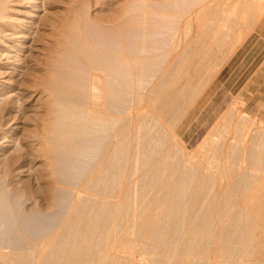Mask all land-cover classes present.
Returning a JSON list of instances; mask_svg holds the SVG:
<instances>
[{"label": "rangeland", "instance_id": "obj_1", "mask_svg": "<svg viewBox=\"0 0 264 264\" xmlns=\"http://www.w3.org/2000/svg\"><path fill=\"white\" fill-rule=\"evenodd\" d=\"M4 1L6 2V0ZM7 2L5 3L7 4V6L5 5L6 8L8 7L6 14L9 17H26L28 19L29 13L33 10V4H31L33 2L29 0H7ZM185 2L187 5L184 0H47L46 9L43 13L41 12L42 18L38 28L39 40L36 46H33V51H31L25 65L26 68L22 70V74L12 76L8 81V85L20 87L22 100L10 102L11 104L9 102L2 103L0 106V195L3 194L5 201L15 213V217L18 210L20 218L21 216L36 217L43 228L50 229H47L48 233L44 232L45 235L41 233V237L44 238L46 235L51 237L63 230V224L66 225V222L69 221L67 218H78L84 209L68 211L67 201L58 200V196L56 197L51 192L52 188L58 190L62 187V185L56 184L54 179H58L60 176L54 170L56 165L54 157L62 151L63 146L59 140H55L57 138L51 132V125L55 117L51 111L54 102L47 91L43 88L37 90L34 85L38 78H50L49 65L57 58L58 52L65 49L66 37L74 32H82V20L88 16L87 18H90L89 20L93 24L96 23L95 25L100 26L99 24H101V27L104 25L103 27L106 28H114L116 32L112 33H116L118 36L122 35L125 40H128L129 36L126 30L133 29L136 31L135 38L138 39L137 41L147 42V45L158 49V55H156V50L151 52L153 57L159 56L158 60L156 57L154 58L156 61L153 60V66L158 64L159 69L157 67L151 68H154L149 73L151 79L147 77L149 80H145L149 81L148 83L145 81L144 84L136 86L134 98L129 100L126 106L133 108L134 121L138 117H140L139 119L146 117L147 123L152 124L154 117L159 116L163 125L166 126V129H162L161 123L156 127L157 130L153 127L151 133H148L149 137L155 139L156 150H154L151 160L156 162L157 168H154L151 173H155L157 176L155 181L159 185L153 180L154 178L150 173L145 181L136 186L134 182L141 178L140 174L139 176L136 175L135 179L131 178L132 163L124 164L121 189L122 195L127 198V203L132 202L133 187L136 186L135 189L139 188L138 190H140L145 182L150 184L153 181V191L151 190L152 193L144 204L142 211L144 217L141 218L144 219L147 215L151 217L161 214L164 220L176 225V222L183 220V213H178L177 217L166 216V208H163V205H167L163 203V198L175 194L174 189L176 191L180 188L179 185L171 186L170 181L193 183L186 195L176 194V197L185 199L191 198L192 190L200 187L203 182L206 192L201 196L208 198V201L212 202L215 207L208 218L212 224H210V229H207L209 231L202 233L200 226L196 225L200 218L190 217L188 213L189 215L187 214L183 220L182 229L180 228V236L182 237L176 238L179 245L178 253L182 251L181 246L184 244H188V246L190 244L194 249L203 245L215 246L216 249L235 245L239 248L234 253L237 255L245 254L244 261L246 263L264 264V201L260 210L251 209L250 211L240 208L244 204V199L260 196V194L255 193L260 188V185L256 184L260 181L256 178V174L264 173V13L261 15L262 18L258 17V14L264 10V0H185ZM169 15L172 20L168 18ZM155 17H158V21ZM163 17L165 22L162 21ZM254 17H258V19L256 18L257 21ZM168 20L171 22L175 20L173 21L175 24ZM147 28L150 30L148 31ZM162 28L165 30L160 34ZM165 31L170 33L166 32L167 35ZM150 32L156 35L148 37ZM240 32H244L243 41L237 45L238 47L236 46L235 51L226 61L214 65L219 55L228 51L229 47L235 43L236 36ZM153 36L157 38L155 41ZM146 39L149 40L145 41ZM159 40L165 42L167 46L169 45V48ZM156 43L160 45L157 46ZM2 63H0V71L4 70L1 69V66L4 67ZM4 76L0 75V84L4 81ZM207 80H210V83L191 105L190 103L193 101L190 99L192 91L195 88L196 90L200 89V86H204ZM19 83L20 85L23 84V87ZM202 83L204 84L202 85ZM175 100L180 103V106H186L185 112H187L184 113L183 117L181 115L176 121H173L174 105L172 103ZM165 103L170 106L167 113L162 111ZM6 114L8 116L11 114L12 117H8ZM126 117L127 115L122 117L123 123H128L124 135L130 136L127 143H131L132 135L137 133L138 122L132 123L131 119L127 118V120ZM145 133L147 132L144 131L143 134L141 132V137ZM243 144L248 145L247 148L249 147L256 153L258 156L256 161L252 162L253 160L248 159L247 162L244 161L247 155L242 150ZM131 151L132 149L128 148V154L125 151L123 159L128 160V157L132 156ZM167 156V162L162 163L163 158ZM78 159L81 164H77L82 165L84 157ZM259 159L261 161L258 162ZM151 160L148 163L144 162L145 160L141 162L140 167L145 166L142 172H149L153 163ZM86 162H84L85 166H80L83 170L85 169L86 174L77 173L81 174L78 176L81 177L80 181L87 175V172L89 173L93 169V165L96 163L95 161L89 162L88 166L93 164L90 166L91 169L87 167L88 162ZM245 164H247L246 170L249 174L244 181H247L248 185L247 187L240 186L234 190L230 185L239 179L238 174L246 168ZM86 168L90 170L88 171ZM187 172L191 174L193 172L195 175H185ZM75 177L78 179L76 175ZM196 183L198 185H195ZM60 190L61 188L58 191ZM167 190H170L169 193ZM110 200L114 201L112 198L106 199L108 202H111ZM62 202L63 204H61ZM253 202H248V205L251 206ZM147 205L148 208H146ZM158 207L159 209H157ZM120 213L122 215L119 214L116 217L119 226L113 227L111 225L108 228L110 231L116 229L121 232L120 238L122 240L118 242L119 247L126 248L125 250L134 249L137 259L149 258L152 261L151 264H169L171 261L173 263V260L176 261L174 264L178 263V258L181 255L173 256V251L170 252L169 249L164 248L165 245L162 243L163 239L165 241L172 237V230L167 232L160 228L149 229L138 220L140 223L134 226V231L130 214L125 209ZM239 213H243L245 216L240 218L238 226L232 228L229 224L231 219L229 214ZM127 217L129 218L127 219ZM51 218H53V223ZM116 218L111 217L110 223L112 224ZM177 219L178 221H176ZM70 220L72 219L70 218ZM49 222L51 223L49 224ZM227 225L231 227L230 229L228 226V229L233 230L241 241L232 242L228 240L227 233H222L223 228ZM54 226L56 228L53 229ZM3 228V225H0V236L4 232L1 231L4 230ZM182 231L186 233L184 237ZM152 233L157 235L158 242L156 239L154 241L142 239V237ZM26 237H28V239L26 238L27 242H31V244L36 242L37 245L46 240L44 238L42 241L43 238L40 236L38 241L37 237L30 235ZM0 238V250L3 252L0 251V254H10L13 249L7 243L8 238ZM181 240L183 241L181 242ZM224 252L227 250L223 249L222 253ZM125 259L126 257H123L119 264H129L125 263ZM240 260V258L235 257L229 261L236 264ZM0 264L9 263L0 257Z\"/></svg>", "mask_w": 264, "mask_h": 264}, {"label": "bare ground", "instance_id": "obj_2", "mask_svg": "<svg viewBox=\"0 0 264 264\" xmlns=\"http://www.w3.org/2000/svg\"><path fill=\"white\" fill-rule=\"evenodd\" d=\"M29 1L33 2L31 3L33 4L32 7L33 10L31 11V13H29L30 16L28 17V19H26V17L25 18L24 17L13 18L11 16L9 17V15L6 14V10L8 8V7L6 8L8 4L7 0H6L7 4H5L6 2L4 0H0V63L3 62L2 65L4 66V67L1 66V69L4 70L0 71V75L3 76L5 75L4 78L6 79V80L4 79L2 84H0V106L2 103H8V102L14 103V101L22 100V98L20 97L22 95V92L19 91L20 87L17 88L15 87V85L10 86V84L8 85L9 83L8 81L10 78H12V76H17L18 74H22V70L26 68L25 65L27 63L28 58L31 55L30 53L31 51H33V46H36L39 40L38 28L42 18L41 12L43 13L44 10L46 9L47 0H29ZM184 3H186L185 0ZM10 11L12 10L10 9ZM263 13L264 10H262L258 14V17L262 18L261 15ZM239 15H241L240 12ZM87 17H85L84 20H82L83 21L82 32L79 31L77 33L74 32L69 34L66 37L65 49L58 52L59 54L57 58L52 61L51 65H49V70L51 72L50 78L47 79L38 78L34 85L37 90L43 88V90L47 91L49 93V96L52 98L54 102V105L51 107V111L55 116L53 119V123L51 125L52 128L51 132L52 135L56 136L57 139L55 140L57 141L59 140L61 142V145L63 146L62 151L56 157H54V161L56 164L54 170L57 173V175L60 176L58 177V179L53 177L56 181V184L58 183L62 185V187H60L61 188L60 191H58L60 188L58 190L52 188L51 192L53 195H56V197L58 196L59 198L58 200L61 201L63 200V202L67 201L68 211L76 210V209L77 210L84 209V211L82 210L83 212L81 215H79L78 218L75 219L73 217L67 218V220L69 219V221L66 222V225L63 224L64 225L63 230L58 231L51 237L49 234H48L49 237L46 235L48 237L47 239L45 238L46 236H44L46 240L42 242V244L37 245L36 242L35 244L34 242L33 244H31V242L29 243L26 240V238L28 239V237H26L27 235H30L32 237H37V241H38L39 236L40 238H43L41 237L40 234L43 233L45 235L46 233H48L47 231L50 229L47 228L48 229L47 230L46 228H43V226L39 224L36 217L21 216L20 218V215L18 216V214L20 213L18 212V210L17 212L14 210L17 213L16 215L17 218H16L14 215L15 213H13L11 206L7 204V202L3 197V194H1L0 195V225H3L4 230L1 231L4 232L0 237L3 238L7 237L8 238L7 243L9 246H11L13 250L8 255L0 254V257L3 258V261L9 264H119L122 262L121 260H123V257H126L125 263L151 264L152 261L149 258L142 257L141 259H137L135 257V252L133 251L134 249L125 250L126 248L119 247L120 244H118V242L122 240L120 238L121 232H119V230L116 229L114 231L108 230L109 226L111 225L113 227L119 226L118 222H116L117 220L116 217H118L119 214L122 215V213L120 212L123 211V209H125L126 212L130 214V218H131L130 221L133 228L134 226L137 225V223L139 224L140 222H142L144 227L149 229L160 228L163 231H167V232L168 231L171 232L172 230V237L168 238L165 241L163 239L162 243L165 245L164 248L169 249L170 252L173 251V256L177 254L178 256L181 255L178 258L179 261L177 264H233L229 260L232 258L234 259L235 257L241 259L240 262H237L236 264L251 263V262L246 263L244 261L245 254L237 255L234 253L237 252V249L239 248V246H235V245L227 246V247H219L218 249H216L215 246L210 247L203 245L201 247L198 246L197 249H194L190 244L189 246L188 244H184L183 246H181L182 248L180 247L182 251L178 253L179 245L177 243L176 238L180 236L181 233L180 228L182 229L183 220L188 213L190 214V215L188 214L190 217L200 218V220L196 223V225L200 226V232L202 233L209 231L207 229H210L209 228L211 226L210 224H212L211 222L208 221V218L210 216L209 214L215 207L212 202L208 201V198L201 196L204 195L206 192L204 188L205 183L203 182L200 184V187H196L194 190H192L193 194L191 198L188 197L189 199H185L182 197H176V194L186 195L189 191L190 185H193V183L186 181L180 183L177 181H170L171 186L179 185L178 187L180 188L176 189V191L174 189L173 192L175 194H170L163 198V203L167 204L166 206L163 205V208H166L165 211L167 212L166 216L177 217L178 213L179 214L183 213L184 216L183 220L178 221L177 219L176 221L178 222L175 223L176 225H172L170 222L164 220L161 214L154 215L151 217L147 215V217L145 216L146 218L142 219L144 217L142 214L143 207L145 206L144 204L149 198L150 193H152L153 191L152 186L154 184L152 183L153 181H151L150 184L143 182L144 184L140 190H138L139 188L135 189V187L139 186L140 182L145 181L148 175L153 171V169L157 168L155 165L156 162L155 161L153 162L151 160L153 159L152 158L153 152L154 150H156V147L154 146L155 139L149 137L148 133H151L153 129L157 130L156 127L162 123L161 122L162 119H160L159 116H158L159 118L155 116L152 124L150 122L147 123L146 117H142L141 119H139L140 117H138L137 119H135L136 121H134L133 118L134 115L132 114L133 108L131 106L127 107L126 103H128L129 100H133L134 91L136 90L137 85L139 86L142 83L144 84L145 81L151 79L149 77L150 75L149 73H151V71H153L154 69L151 68L160 67L158 66V64L157 66H153V60L156 61V59L159 56L153 57V53L151 52L154 50H156L157 52L158 49L156 48L154 49L149 44L147 45V42L144 43L137 41L138 39L136 40L135 38L136 31H134L133 29L126 30L129 36H128V40H125L122 37V35L118 36L116 33L115 34L112 33V32H116L114 28H109V27L106 28L103 27L104 25H102L101 27V24H99L100 26L95 25L96 23L93 24L89 20L90 18ZM158 17L160 18V16ZM158 17H155L157 18L156 19L157 21H158ZM258 17L256 18L258 19ZM168 18H170V15ZM170 19L172 20V18ZM162 21H164V17ZM173 21L172 22L169 21V22L173 24L174 23ZM147 29L148 31L150 30L149 28ZM158 30L160 29L158 28ZM163 30L165 29L162 28L160 34L161 32L163 33ZM166 32L168 31H165V33ZM150 33L148 37H150V35H154ZM168 33L166 34L168 35ZM243 33L244 32H240L236 36L237 38L235 39L236 40L235 43H233L231 47H229L230 49H228V51L221 53V55H219L218 60L215 62L214 65H218L223 61H226V59L231 55V53L235 51L234 49L236 48V46L241 41H243V37H244ZM125 35L127 37V34ZM154 36L153 38H155ZM143 37L144 36L142 35V38ZM139 39L141 38L139 37ZM156 39L157 38H155L154 41ZM148 40L146 39L145 41ZM154 41L153 43H155ZM161 43L164 44L163 42ZM159 45L160 44H157V46ZM165 46H167L166 43ZM172 48L174 49V47ZM145 52H147L148 54H146ZM149 54H151L152 56ZM156 55H158V52ZM155 57L156 59H154ZM146 74L148 75L146 76ZM210 80L209 81L207 80L204 86H200V89L196 90L195 88L192 91L193 93L190 99H192L193 101H191L190 103L191 105L195 102L198 96L210 83ZM148 82L149 81H147V83ZM203 84L204 83H202V85ZM20 86L23 87V84ZM172 104L174 105L173 121H176L181 115L183 117L184 113L187 112V111L185 112L186 106L185 107H183V105L180 106V103L176 100ZM164 105L165 106H163L162 111L167 113L168 110L170 109V106L167 105L166 103ZM6 115L8 116V114ZM124 115H127L126 119L127 118L131 119L132 123L138 122L136 128L137 133L132 135L133 140H131V143H127V140L130 138V136L124 135V132L126 130V124H128V123L125 124L123 123L124 120H122V117ZM161 128L166 129V126H164L162 123ZM144 131H146L147 133H145L141 137V132L143 134ZM242 140L244 141V139ZM143 143H145V145H143ZM17 144L18 143L16 142V145ZM126 144H127V148H126ZM247 146L248 145L243 144L242 150L243 152H246L247 155L244 161L246 162L248 160H253L252 162L256 161L258 159V156L249 147L247 148ZM14 148L16 147L14 146ZM128 148L132 149L131 151L132 156L130 155V157H128V160L126 159L127 160L126 161L125 158L123 159V156L125 151L126 154H128ZM83 157L84 160L82 161L83 163L82 165H84V162L87 161L88 162L87 167L91 168L90 166L93 165L92 163L94 161L96 163L95 165H93V169L91 168L92 169L91 171H89L90 170L89 168H86L88 169L89 173L87 172V175H85V177L82 174L84 178L80 181L81 177L78 176H80L81 174H77V173L83 172L86 174L85 169L83 170L81 168L83 166L78 165L79 163L81 164L78 158L83 159ZM167 158L168 156L163 158V161L161 162L165 164L167 162ZM259 158L262 159V157ZM261 159H259L258 162L261 161ZM150 160L153 163L151 165V168L148 167L149 172H145V173L142 172V170L145 169V166L143 165L140 167L141 162L144 161L148 163ZM90 161L92 162L91 163L92 165L88 166L90 164L89 163ZM124 161L126 162L124 163ZM129 163H132L130 177L135 179L136 175L139 176L140 174L141 176V178L138 177L139 179L136 182L133 181L136 186L133 187L134 193L131 198L132 201L131 203H127V198H125L122 195L123 191L121 189L123 185L122 177L124 175L123 172L124 164L128 165ZM246 165L247 164H245V167ZM148 168L146 169L148 170ZM246 169L247 167L241 170L240 173L238 174V178L240 180L238 179L237 181L231 183L230 187L232 189L235 190L240 186L247 187L248 182L244 180L247 174L249 173L247 172ZM151 174L152 177L154 178L153 180L155 181L157 176L155 175L154 172ZM192 174L195 175V173L193 172ZM192 174L187 172L185 175H192ZM75 175L78 177V179H75L76 178ZM256 178L260 179V181L256 183L257 185L258 184L260 185V188L257 189L255 193L257 195L260 194V196L244 199V204L240 206V208L243 210L251 211V209L260 210L262 208V202L264 201V173L256 174ZM4 184L6 185V183ZM254 184L255 183L253 182V185ZM162 185L164 184L162 183ZM195 185L198 184L196 183ZM168 191L170 190H167V192ZM158 193H160V191H158ZM161 193H163V191H161ZM108 198L109 199L112 198L114 201L111 200H110L111 202L106 201V199ZM53 200L54 199H52V201ZM160 200L162 201V199ZM206 201H208V203H206ZM250 201H254L255 204L253 205L254 203L253 202L251 206L248 205V202ZM63 202L61 204H63ZM159 207L157 209H159ZM146 208H148V205L146 206ZM149 211L151 212V210ZM112 212L114 213L112 214ZM36 215L34 214V216ZM56 215L60 216L59 214ZM243 215L245 216V214L243 213L229 214V217L231 218L229 220L230 226H232V228L234 226H238L240 224V218L243 217ZM113 216L116 219H114L113 223L111 224L109 219ZM70 218L72 220H70ZM128 218L129 217H127V219ZM179 218L181 217L179 216ZM51 219L53 223V218ZM138 220H140V222H138ZM65 221L63 220V223H65ZM50 223L51 222H49V224ZM228 226L229 225H227L224 228L222 227L224 230L222 231V233L225 232L227 233L228 240L232 242H236V241L238 242L239 240L241 241V239L236 236L233 230H230L231 229L230 226H229L230 229H228ZM54 228L56 227L54 226L53 229ZM184 234L186 233L183 232V237ZM44 238L42 239V241L44 240ZM143 238L148 241H154L155 239L156 240L158 239L155 233H152L151 235H146L145 237H142V239ZM158 241L159 240H157V242ZM182 241L183 240H181V242ZM223 249L227 250V252L222 253ZM0 251L2 252V250ZM174 261L175 260H173V263L172 261L171 262L169 261L170 262L169 264H174ZM164 264H168V263H164Z\"/></svg>", "mask_w": 264, "mask_h": 264}]
</instances>
